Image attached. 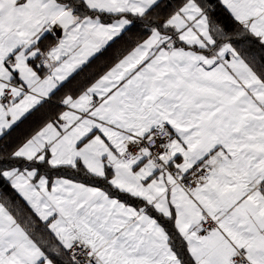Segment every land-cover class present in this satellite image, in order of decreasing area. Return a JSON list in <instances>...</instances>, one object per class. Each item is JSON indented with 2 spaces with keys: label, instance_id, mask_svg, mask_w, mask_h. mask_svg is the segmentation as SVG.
<instances>
[{
  "label": "snow or ice",
  "instance_id": "snow-or-ice-1",
  "mask_svg": "<svg viewBox=\"0 0 264 264\" xmlns=\"http://www.w3.org/2000/svg\"><path fill=\"white\" fill-rule=\"evenodd\" d=\"M0 264H264V0H0Z\"/></svg>",
  "mask_w": 264,
  "mask_h": 264
},
{
  "label": "crops",
  "instance_id": "crops-1",
  "mask_svg": "<svg viewBox=\"0 0 264 264\" xmlns=\"http://www.w3.org/2000/svg\"><path fill=\"white\" fill-rule=\"evenodd\" d=\"M114 50H115V48L114 49H110L109 52L105 53L104 56H101L99 59L94 60L92 62V64L90 65V67L85 69V72L81 74V77H83L85 75H88V74H91L94 71H97L99 69V67L101 66V64L111 57L112 52ZM78 79H80V77H78ZM28 123H31V122H28Z\"/></svg>",
  "mask_w": 264,
  "mask_h": 264
},
{
  "label": "trees",
  "instance_id": "trees-1",
  "mask_svg": "<svg viewBox=\"0 0 264 264\" xmlns=\"http://www.w3.org/2000/svg\"><path fill=\"white\" fill-rule=\"evenodd\" d=\"M117 47H119V45H114V46H113V49H114V48H117Z\"/></svg>",
  "mask_w": 264,
  "mask_h": 264
}]
</instances>
